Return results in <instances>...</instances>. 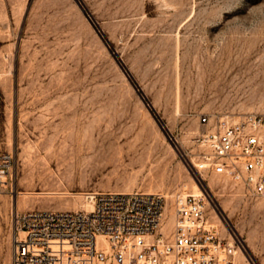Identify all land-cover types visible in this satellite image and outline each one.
Returning <instances> with one entry per match:
<instances>
[{"label":"rangeland","instance_id":"1","mask_svg":"<svg viewBox=\"0 0 264 264\" xmlns=\"http://www.w3.org/2000/svg\"><path fill=\"white\" fill-rule=\"evenodd\" d=\"M249 113L264 114V0H0V152L12 155L0 264L16 212L79 209L96 191L197 192L199 117ZM203 185L241 264H264V195L216 175Z\"/></svg>","mask_w":264,"mask_h":264},{"label":"built area","instance_id":"2","mask_svg":"<svg viewBox=\"0 0 264 264\" xmlns=\"http://www.w3.org/2000/svg\"><path fill=\"white\" fill-rule=\"evenodd\" d=\"M199 121L189 166L200 193L96 191L84 194L90 209L16 212L10 264H241L240 245L207 211L203 181L222 176L264 195V114ZM11 160L0 152V191Z\"/></svg>","mask_w":264,"mask_h":264},{"label":"bare ground","instance_id":"3","mask_svg":"<svg viewBox=\"0 0 264 264\" xmlns=\"http://www.w3.org/2000/svg\"><path fill=\"white\" fill-rule=\"evenodd\" d=\"M193 182V181H192ZM194 188H196L197 192H193V193H200L202 190L200 189V187L195 183L194 184ZM195 190V189H194ZM207 205H211L210 201L207 202ZM80 207V206H79ZM81 208V207H80ZM82 208H86V209H90L91 208V205L87 204L86 203V206H82ZM242 255L244 257V259L246 260L245 256L243 253H240L239 256ZM241 258V257H239Z\"/></svg>","mask_w":264,"mask_h":264},{"label":"crops","instance_id":"4","mask_svg":"<svg viewBox=\"0 0 264 264\" xmlns=\"http://www.w3.org/2000/svg\"><path fill=\"white\" fill-rule=\"evenodd\" d=\"M153 67H154V65H151L150 66V68H149V70H151L150 72H148L146 75H142V73H137V74H134V76L135 77H141V76H145V78L147 77V78H149V77H152V75L154 74V71L152 70L153 69ZM141 72H142V70H141ZM137 75V76H136Z\"/></svg>","mask_w":264,"mask_h":264}]
</instances>
